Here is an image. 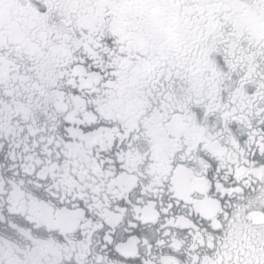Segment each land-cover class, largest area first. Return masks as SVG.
I'll list each match as a JSON object with an SVG mask.
<instances>
[{"label": "snow or ice", "instance_id": "6c2138e0", "mask_svg": "<svg viewBox=\"0 0 264 264\" xmlns=\"http://www.w3.org/2000/svg\"><path fill=\"white\" fill-rule=\"evenodd\" d=\"M251 21L264 0H0V264H264Z\"/></svg>", "mask_w": 264, "mask_h": 264}, {"label": "flooded vegetation", "instance_id": "af4514ba", "mask_svg": "<svg viewBox=\"0 0 264 264\" xmlns=\"http://www.w3.org/2000/svg\"><path fill=\"white\" fill-rule=\"evenodd\" d=\"M249 22V21H245ZM252 27L255 29V32L258 36L264 37V24H257L254 21H251Z\"/></svg>", "mask_w": 264, "mask_h": 264}]
</instances>
